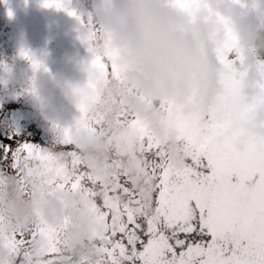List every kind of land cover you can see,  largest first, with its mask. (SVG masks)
Listing matches in <instances>:
<instances>
[{
  "label": "snow or ice",
  "instance_id": "obj_1",
  "mask_svg": "<svg viewBox=\"0 0 264 264\" xmlns=\"http://www.w3.org/2000/svg\"><path fill=\"white\" fill-rule=\"evenodd\" d=\"M79 2L44 0V7L75 18L90 54L87 82L73 89L79 116L68 127L57 125L52 145L24 141L15 150L9 145L0 157V239L10 249L9 264H264V134L241 126L264 108V95L254 103L241 96L244 55L236 37L217 50L226 69L225 92L212 109L185 114L170 102L159 105L175 133L182 157L177 164L171 143L156 136L136 113L127 108L109 111L121 100L106 95L110 89L101 88L97 76L106 86L122 84L121 70L111 53L97 51L103 42L101 29ZM195 2L176 0L181 7ZM22 55L32 59L27 52ZM33 67L41 65L33 60ZM109 120L132 130L136 139L127 151L143 186L124 169L126 153L119 146H110V171L103 175L84 156L77 138L86 134L111 142L116 133ZM12 178L25 198L37 187L82 193L98 225L85 241L87 250L74 255L67 247L71 216L59 226L40 219L28 230L6 233L3 192ZM38 237L46 247L35 253L32 245ZM50 254L59 258L45 259Z\"/></svg>",
  "mask_w": 264,
  "mask_h": 264
},
{
  "label": "clouds",
  "instance_id": "obj_2",
  "mask_svg": "<svg viewBox=\"0 0 264 264\" xmlns=\"http://www.w3.org/2000/svg\"><path fill=\"white\" fill-rule=\"evenodd\" d=\"M81 10L88 11L101 29L103 42L97 51L111 53L121 70L123 83L104 85L108 94L119 96L121 103L109 111L123 108L136 113L164 142L172 145V159L182 162L176 151L175 133L166 125V113L159 105L170 102L185 114L209 111L225 92L222 78L226 72L217 50L224 48L235 36L243 52L244 73L241 96L254 103L264 95V0H196L181 7L176 0H94L91 6L80 0ZM86 65V72L90 71ZM76 103L79 97L72 93ZM264 108L241 126L255 134H264ZM116 133L111 142L103 137L80 135L78 144L84 156L101 175L110 171L107 160L110 146H119L126 153L124 169L137 186H143L136 161L127 151L135 143L132 130L108 121ZM33 183L39 182L33 178ZM4 231L11 234L28 230L38 220L59 226L65 216L72 222L67 233V247L74 255L87 250L85 241L97 229L82 193L72 191H41L25 198L15 178L8 181L3 192ZM46 247L38 237L32 245L35 253ZM10 249L0 239V264H9Z\"/></svg>",
  "mask_w": 264,
  "mask_h": 264
},
{
  "label": "rangeland",
  "instance_id": "obj_3",
  "mask_svg": "<svg viewBox=\"0 0 264 264\" xmlns=\"http://www.w3.org/2000/svg\"><path fill=\"white\" fill-rule=\"evenodd\" d=\"M93 2L84 0L88 6ZM89 58L77 21L65 11L44 7V0H0V157L10 145H1L3 137L19 139L15 146L36 137L33 120L26 115L29 126L24 120L14 124L5 105H18L26 113L28 105L48 101L63 123H73L60 113L66 102L78 112L72 93L87 82Z\"/></svg>",
  "mask_w": 264,
  "mask_h": 264
},
{
  "label": "flooded vegetation",
  "instance_id": "obj_4",
  "mask_svg": "<svg viewBox=\"0 0 264 264\" xmlns=\"http://www.w3.org/2000/svg\"><path fill=\"white\" fill-rule=\"evenodd\" d=\"M73 103L66 102L63 105L64 111H61L60 116L64 115L65 117L68 116V120L71 119L73 122L75 119L79 116V112H76L72 108ZM8 111L10 114L11 119L13 120L12 122L14 124L18 123L22 124L24 120V125L29 126V122L25 123V118L24 116L30 117L31 120H33L34 126H35V139L31 140L32 143H35L37 145L43 146V147H48L52 145L58 137V129L57 125L60 127H68L70 125H67L65 122L60 120L59 114H56L53 109L51 104L48 101H39L36 103H32L28 105L27 111H23L18 105H12L3 108ZM7 112V113H8ZM24 112V113H20ZM18 117H20L18 119ZM19 139L17 138H9V137H3L1 140V145H6V143H9L12 147L13 150H15L18 146L12 145L16 142H18ZM8 144V145H9ZM68 150H71V146H68ZM2 157V156H1ZM11 175H15L14 172H10ZM19 239V235L17 236ZM31 239V237H29ZM52 258V259H58L59 256L58 254H50L49 256H46L45 259Z\"/></svg>",
  "mask_w": 264,
  "mask_h": 264
}]
</instances>
